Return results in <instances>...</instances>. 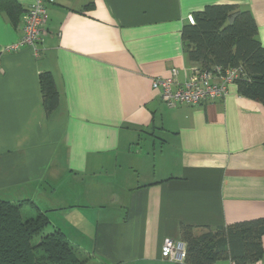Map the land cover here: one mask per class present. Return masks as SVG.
Returning a JSON list of instances; mask_svg holds the SVG:
<instances>
[{"label":"crops","instance_id":"crops-1","mask_svg":"<svg viewBox=\"0 0 264 264\" xmlns=\"http://www.w3.org/2000/svg\"><path fill=\"white\" fill-rule=\"evenodd\" d=\"M10 1L12 12L0 8L1 199H32L84 264H190L161 256L181 225L264 217V103L233 82L221 98L168 106L152 86L174 66L179 82L203 67L181 31L205 5L248 9L264 47V0H47L33 48H11L32 0ZM43 71L58 94L49 115ZM262 248L246 264H264V235Z\"/></svg>","mask_w":264,"mask_h":264},{"label":"trees","instance_id":"trees-1","mask_svg":"<svg viewBox=\"0 0 264 264\" xmlns=\"http://www.w3.org/2000/svg\"><path fill=\"white\" fill-rule=\"evenodd\" d=\"M0 8L12 12L17 6L0 0ZM193 17L194 22L187 21L181 31L188 59L203 67H241L243 76L236 81L239 92L264 103V47L251 12L234 4H208ZM39 84L49 115L58 103L49 72L39 74ZM50 223L46 211L32 199L0 198V264H84L85 251L57 227L47 231ZM263 235L264 217H260L214 228L181 225L179 240L187 263L218 264L228 258L246 264L261 256Z\"/></svg>","mask_w":264,"mask_h":264},{"label":"built area","instance_id":"built-area-1","mask_svg":"<svg viewBox=\"0 0 264 264\" xmlns=\"http://www.w3.org/2000/svg\"><path fill=\"white\" fill-rule=\"evenodd\" d=\"M45 3L46 0H32L22 16L20 41L11 48H17L19 44L33 48L42 40L48 19ZM187 21L194 22L192 14L187 16ZM177 75L178 68L174 66L168 76L152 79V86L159 90L161 99L168 106L196 105L221 98L227 93L228 85L243 76V70L239 66L198 67L183 82L177 81ZM161 256L170 260H184L185 246L180 240L166 239L161 247Z\"/></svg>","mask_w":264,"mask_h":264},{"label":"rangeland","instance_id":"rangeland-1","mask_svg":"<svg viewBox=\"0 0 264 264\" xmlns=\"http://www.w3.org/2000/svg\"><path fill=\"white\" fill-rule=\"evenodd\" d=\"M23 216V215H22ZM37 239L35 238L34 240H33V242H35Z\"/></svg>","mask_w":264,"mask_h":264}]
</instances>
